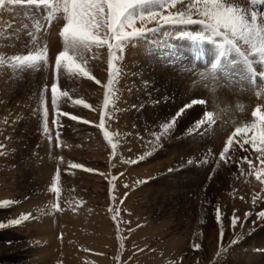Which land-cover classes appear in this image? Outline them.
I'll return each instance as SVG.
<instances>
[{
    "label": "rangeland",
    "instance_id": "1",
    "mask_svg": "<svg viewBox=\"0 0 264 264\" xmlns=\"http://www.w3.org/2000/svg\"><path fill=\"white\" fill-rule=\"evenodd\" d=\"M229 2L249 15L255 11L257 24L264 28V0ZM179 9L177 5L173 11ZM65 22L62 11L51 5H9L0 10V222L24 213L33 217L20 226L0 228V264H24L26 257L19 249L40 227L51 232V238L46 236L54 245L50 264H185V258L189 264L196 260L231 264L228 242L250 239L264 227L256 215L264 211V180L257 179L264 176V157L247 143L261 125L260 116L252 113L259 107L264 115V57L252 44L240 42V51L235 52L220 38L216 43L196 40L197 33L204 32L197 25L167 28L129 44L121 54L115 103L107 109L111 119L106 117V129L118 144L113 159L103 129L68 117H61L62 127L54 123L59 111L98 125L105 111V90L93 80L62 69L55 81V56L63 50L59 33ZM137 27L154 28L155 23L138 21ZM180 31L190 35L178 38ZM254 43L259 46V41ZM45 49L47 62L35 66L17 67L13 59ZM85 59L86 70L106 83L107 48H94ZM53 82L71 99L60 98L53 105ZM45 85L48 90L42 93ZM222 98L239 110L228 128L215 112L214 102ZM80 99L92 108L74 103ZM193 99L206 104L187 110L174 130L161 137L162 147L152 155L137 164L125 163L152 152V134ZM45 106L51 142L43 133ZM207 111L213 112L214 122L195 128L193 122ZM253 124L256 130L232 136L236 128L251 129ZM229 136L234 143L220 159ZM75 163L96 171L71 167ZM57 170L59 181H55ZM113 176L117 179L111 182ZM143 180L148 182L140 183ZM53 182L60 188L58 196L50 191ZM5 200L13 203L4 205ZM217 206L220 223L231 227L222 241ZM234 211L246 230L237 232L238 224L233 228ZM246 213L252 215L245 219ZM197 242L201 247L195 250Z\"/></svg>",
    "mask_w": 264,
    "mask_h": 264
},
{
    "label": "snow or ice",
    "instance_id": "2",
    "mask_svg": "<svg viewBox=\"0 0 264 264\" xmlns=\"http://www.w3.org/2000/svg\"><path fill=\"white\" fill-rule=\"evenodd\" d=\"M9 5H31V6H43L51 5L58 11H62L64 14V20L66 21L60 31V36L63 40V50L59 51L55 56L54 62V76L55 81L58 82L62 69L69 73L71 76H85L90 80H93L95 84L104 88L103 108L105 109L100 116L99 124H93L88 120H82L81 117L70 114L68 112L57 111L54 123L58 127H62L60 124L61 117H68L72 121L82 122L84 124H92L99 129H103V135L107 143L112 149V158H115L116 149L118 147L117 142H114V134L106 129V117L111 119L107 109L110 105H114L116 96V82L121 74L119 67L121 61V54L126 52V48L129 44H135V42L142 40L153 33H159L167 28H182L183 26L197 25L204 29V32H198L195 39L202 41H212L216 43L215 38L222 40L223 46L230 47L233 51H240V42L244 45L252 44L259 54L264 57V28L257 24V13L253 11L250 15L245 9L239 7L235 3L229 2V0H190L187 4L185 0H59V3H53V0H0V10H4ZM177 5L180 6L179 10ZM194 16L198 18H193ZM49 14V19H51ZM264 20V17H262ZM141 25H145L149 22H154V28L137 27V22ZM207 33V35H205ZM190 33L180 31L178 38L189 36ZM259 41V46L254 43ZM220 47L221 45H217ZM107 48L108 59V79L106 83H102L101 80L96 79L86 70L88 63L85 59V54L91 53L93 49ZM226 51H222L221 55L227 56ZM95 58V57H93ZM17 67L23 66H35L41 61L47 62V50L38 52L36 54L16 55L13 57ZM79 61V62H78ZM264 69V63L261 64ZM57 82L51 84V97L52 104L57 105L60 98H68V91L58 89ZM48 90V85L42 88V93ZM75 104L82 105L85 108L91 109L92 106L86 103L84 100H76ZM205 105L206 101L202 99H193L190 103L181 107L167 122L162 123L161 131L159 133H153L155 137L153 141L152 152H147L144 155L139 156L135 160H126L125 163L137 164L146 159L155 152L159 147H162L160 140L161 137H166L170 134L178 121L186 111L191 109L194 105ZM137 107L133 105V108ZM140 107H143L142 105ZM253 117L260 116L261 125L260 130L256 136L247 143L251 149L259 154L260 157H264V115H261L260 108L257 107L252 113ZM48 108L43 109V133L49 134L48 126ZM214 122L213 112L207 111L203 117L193 122V126L200 129L202 126L210 125ZM257 129V125L253 124L251 129L248 128H236L232 136L236 133H243L253 131ZM189 132L192 131L190 127ZM60 132L57 130L56 138L59 140ZM232 136H229L226 142V146L219 153L220 159H225L226 154L229 153L230 145H233L234 141ZM141 137L138 134V139ZM48 139L51 142L52 136L49 134ZM60 147V144H56ZM3 147V146H0ZM239 147L244 149V144L240 143ZM245 160L248 158L245 157ZM227 163V160H225ZM191 163V161H189ZM251 166L252 162L248 160ZM261 164L264 165V159L261 160ZM76 169H83L89 173L96 170L92 168H85L84 165L75 163L71 165ZM169 172L173 169H169ZM119 175H123L120 173ZM117 179L116 176L112 177L114 182ZM258 180H264V176H257ZM60 180V172L57 170L55 174V181ZM110 182V183H111ZM148 180L140 181V183H147ZM127 187V185H125ZM50 191L57 196L60 193V188L56 182H53L50 187ZM127 193H125V197ZM4 205L13 203L12 201L5 200L2 202ZM54 210H60L58 204H53ZM252 213H246L245 219ZM258 219L264 220V211H260L257 214ZM215 218L219 227V234L221 241L224 235V228L222 226L221 218L222 213L219 206L216 208ZM33 219L31 213L21 214L18 218L10 219L6 222H0V228L6 226H20L21 224ZM113 219H117L113 216ZM240 218L234 211L231 217V224L233 228L239 223ZM255 224V221H253ZM236 241L234 240L233 243ZM201 246L196 244L195 250H198ZM220 255V253H217Z\"/></svg>",
    "mask_w": 264,
    "mask_h": 264
},
{
    "label": "bare ground",
    "instance_id": "3",
    "mask_svg": "<svg viewBox=\"0 0 264 264\" xmlns=\"http://www.w3.org/2000/svg\"><path fill=\"white\" fill-rule=\"evenodd\" d=\"M213 97L214 96H210L209 105H212L211 102L213 100L211 99ZM214 105L216 106L215 107L216 114L220 116V120L221 122L224 123V127L228 128L230 122L232 121V118L236 117V114L239 113V110H236V108L230 102L226 101L224 98L219 99L217 102H214ZM146 188L149 187L147 186ZM146 191L147 189L144 190V193ZM242 223L238 224L239 227L237 232H240L243 229L246 230L245 227H242ZM223 228H224V233H226V230L228 229L230 230L231 227H229L228 225H224ZM37 229H38L37 232L30 236V239L32 240L29 241L27 244L21 246L19 249L20 256L26 257L24 264H50L51 262V258L49 257V254L51 250L54 248V245L49 241L51 238L50 235L51 232H48L47 228L45 230H42L41 227ZM255 234L257 235H254V237L250 239L248 238H246L245 240L240 239L235 243H233V241L228 242L229 246L227 247L231 248L230 255L231 257L234 258V260H230L231 264H234L235 262H238L236 264H264V227L260 226L259 233H255ZM46 236H49L50 238L47 240ZM37 237H39L41 240L40 239L36 240ZM197 244H200V242H197ZM226 253H228L227 250ZM198 257L199 259L201 258V252L198 253ZM198 261L199 260H196V262L193 263L200 264ZM184 262L185 264H189L187 258L184 259Z\"/></svg>",
    "mask_w": 264,
    "mask_h": 264
}]
</instances>
